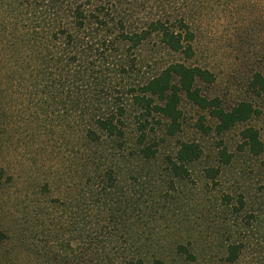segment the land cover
Instances as JSON below:
<instances>
[{"label":"trees","instance_id":"obj_1","mask_svg":"<svg viewBox=\"0 0 264 264\" xmlns=\"http://www.w3.org/2000/svg\"><path fill=\"white\" fill-rule=\"evenodd\" d=\"M142 1L0 0V69L13 61L15 78L28 81L38 103L35 119L42 107L59 114L50 104L68 103L67 109L87 116L80 130L83 140L97 145L80 181L67 186L61 221L51 219L45 237L29 244L26 231L13 238L9 230L0 229V264H147L146 206L138 191L124 189L117 180L120 161L154 159L155 145L147 144L149 131L163 126L164 135L174 136L181 127L183 99L207 115L218 134L255 117L264 121V109L252 101L227 107L221 97L204 94L202 87L214 84L216 77L206 67L186 64L195 57L193 22L172 12L154 14ZM150 44L153 53L163 50L183 61L155 64L132 88L128 75L143 62L138 58ZM248 91L264 101L263 70L251 72ZM127 103L135 113V136L119 151L116 147L126 143ZM199 126L204 127L201 121ZM241 140L239 148L253 156L264 151L253 127L242 130ZM201 153L198 144L182 142L174 156L165 157V164L171 175L184 179L185 166ZM220 156L230 163L226 150ZM6 250L11 259L4 256ZM242 250L241 242L227 244L226 263H237ZM175 253L186 261L195 259L180 243Z\"/></svg>","mask_w":264,"mask_h":264},{"label":"rangeland","instance_id":"obj_2","mask_svg":"<svg viewBox=\"0 0 264 264\" xmlns=\"http://www.w3.org/2000/svg\"><path fill=\"white\" fill-rule=\"evenodd\" d=\"M143 2L154 14L172 12L193 22L195 57L186 64L206 67L216 77L214 84L202 87L204 94L221 97L227 107L249 100L264 109V101L255 100L248 91L251 72H264V0ZM150 46L138 58L143 62L128 75L132 88H137L155 64L183 61L163 50L153 53ZM2 67L0 229L9 230L13 238L24 230L31 244L46 236L51 219L61 221L67 186L80 181L97 145L83 140L81 124L87 116L67 109L68 103L50 104L59 114L42 107L35 119L38 103L28 81L15 78L13 61ZM128 104L126 143L116 147L119 151L135 136V113ZM180 109L181 127L174 136L164 135L163 126L149 131L147 144L155 145L154 159H126L117 171L121 186L138 191L146 206L147 264H155V259L164 264H228L225 246L234 242L243 243L241 258L234 264H264V151L253 156L239 148L241 132L248 126L258 130L264 143V121L255 117L218 134L214 122L185 99ZM182 142H194L202 151L199 160L185 166L188 176L184 179L171 175L165 164V157L174 156ZM109 148L100 146L99 150ZM222 150L231 156L229 164L222 161ZM179 243L188 248L193 261L175 253ZM4 256L11 259L10 250ZM27 258L22 260L27 262Z\"/></svg>","mask_w":264,"mask_h":264}]
</instances>
